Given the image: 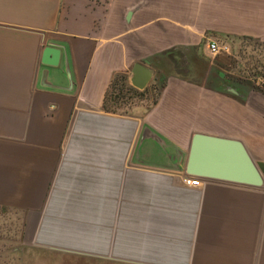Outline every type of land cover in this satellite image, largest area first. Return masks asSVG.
<instances>
[{"label":"crops","instance_id":"1","mask_svg":"<svg viewBox=\"0 0 264 264\" xmlns=\"http://www.w3.org/2000/svg\"><path fill=\"white\" fill-rule=\"evenodd\" d=\"M242 37L264 42V0H0V208L90 264H264V93L206 51ZM114 82L159 84L123 113ZM195 132L241 140L263 185L186 174Z\"/></svg>","mask_w":264,"mask_h":264},{"label":"rangeland","instance_id":"2","mask_svg":"<svg viewBox=\"0 0 264 264\" xmlns=\"http://www.w3.org/2000/svg\"><path fill=\"white\" fill-rule=\"evenodd\" d=\"M227 44L229 56L235 63L233 65L238 66L236 73L240 69L246 70L250 75L252 71L258 72L256 78L259 79V85L255 83L254 85L256 87L264 85V42L242 38ZM193 60L189 58L190 63ZM194 61L195 65H200L196 60ZM207 64L208 62L204 64V68L208 67ZM158 84V82L152 84L153 92L150 96L134 92L126 82H119L115 85L116 91L109 96L107 107L123 113L136 111V107L145 110L151 105L158 91ZM30 238L31 235L27 236L25 233L23 218L17 216L15 211L0 208V264H90L88 260L79 256L37 248L32 245Z\"/></svg>","mask_w":264,"mask_h":264},{"label":"water","instance_id":"3","mask_svg":"<svg viewBox=\"0 0 264 264\" xmlns=\"http://www.w3.org/2000/svg\"><path fill=\"white\" fill-rule=\"evenodd\" d=\"M59 54V47L49 45L44 49L43 62L55 65ZM48 55L53 57V63L46 61ZM131 74L130 84L139 90L144 89L152 77L151 70L142 63H134ZM220 75L224 77L222 72ZM221 88L234 96L243 97L232 84H223ZM184 172L202 179L243 186L263 185V177L241 140L201 132L193 133L190 138Z\"/></svg>","mask_w":264,"mask_h":264},{"label":"built area","instance_id":"4","mask_svg":"<svg viewBox=\"0 0 264 264\" xmlns=\"http://www.w3.org/2000/svg\"><path fill=\"white\" fill-rule=\"evenodd\" d=\"M206 51L210 58H214L220 53H229V46L226 43H220L216 40H208L206 43ZM184 183L189 186H199L200 180L198 178H185Z\"/></svg>","mask_w":264,"mask_h":264},{"label":"trees","instance_id":"5","mask_svg":"<svg viewBox=\"0 0 264 264\" xmlns=\"http://www.w3.org/2000/svg\"><path fill=\"white\" fill-rule=\"evenodd\" d=\"M242 38L250 39L249 37H242ZM250 40H253V39H250ZM229 60H230L229 63L232 65V64L234 63L233 58H232V57H229ZM257 74H259V73H258V72H255V73H254V71H252V75H253V76H257ZM221 82H222V83L227 82V83H229V84H232V83L229 81V79H228V75H227V74H225L224 77H222ZM115 85H117V82H116V83H115V82L112 83L110 86H111V88H114ZM251 87H252V89H254V90H258V91L264 93V89H261V88H259V87L253 86V85H252ZM115 89H116V88H115ZM131 90H133L134 92H138L136 89H133V88H132Z\"/></svg>","mask_w":264,"mask_h":264}]
</instances>
